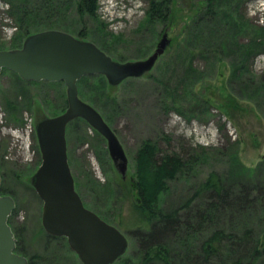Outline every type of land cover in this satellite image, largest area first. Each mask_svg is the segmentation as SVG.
Wrapping results in <instances>:
<instances>
[{"label": "rangeland", "instance_id": "rangeland-1", "mask_svg": "<svg viewBox=\"0 0 264 264\" xmlns=\"http://www.w3.org/2000/svg\"><path fill=\"white\" fill-rule=\"evenodd\" d=\"M15 1L0 0V50L23 43L21 24L16 11L12 13ZM25 1L29 10L38 8L39 17L29 21L32 32L68 33L102 47L121 63L145 60L164 34L170 39L151 72L141 78L126 79L105 92L98 88L97 77L79 84L83 99L101 113L127 156L124 179L109 156L106 140L86 122L72 123L66 130L68 162L80 183L76 189L84 205L117 226L129 240L125 259L118 264L136 263L132 233L148 225L147 212L137 207L140 197L130 186L132 182L140 187L136 158L148 141L159 149V156L176 153L188 159L184 170L163 181L164 192L157 201L163 212L204 209L207 199L200 186L211 172L232 190L248 185L262 191L241 214L226 211L199 227V233L184 229L176 238L170 237L169 244L183 264H196L189 249L197 252L200 241L219 227L238 234L248 228L251 241L264 245V48L252 51L247 71L238 75L233 66L242 57L232 53L235 43L250 45L264 28L251 13L257 0H237L241 2L238 7L219 0L223 14L211 20L205 8L198 9L200 0H153L165 1L172 11L168 25L147 22L152 0H97L92 16L77 12L79 0ZM224 103L234 107L232 117L222 113ZM66 108L63 83H26L8 70L0 73L2 191L15 202L8 223L23 250V254L16 253L31 264H82L65 238L48 239L41 224L42 202L31 184L41 164L38 144L33 138L26 155L18 151L13 135L24 128L26 116L35 124ZM215 262L222 264L223 259ZM258 264H264V258Z\"/></svg>", "mask_w": 264, "mask_h": 264}, {"label": "water", "instance_id": "water-1", "mask_svg": "<svg viewBox=\"0 0 264 264\" xmlns=\"http://www.w3.org/2000/svg\"><path fill=\"white\" fill-rule=\"evenodd\" d=\"M169 45L170 39L164 34L147 59L121 63L92 42L47 30L27 37L20 48L0 50V73L8 70L26 82L63 83L66 87V110L36 124L41 164L31 184L42 202L44 231L65 238L82 264H114L127 252L129 240L119 228L86 208L77 193L67 155L68 125L81 119L102 136L123 179L128 159L102 115L79 97L77 83L95 75L105 77L111 86L140 78L153 69ZM1 181L0 175V187ZM14 209V200L0 194V264H28L27 258L15 251L17 240L8 223Z\"/></svg>", "mask_w": 264, "mask_h": 264}, {"label": "trees", "instance_id": "trees-1", "mask_svg": "<svg viewBox=\"0 0 264 264\" xmlns=\"http://www.w3.org/2000/svg\"><path fill=\"white\" fill-rule=\"evenodd\" d=\"M18 1L19 0H16L14 2V10H12V13L16 11L15 18L18 20V23L21 24L20 36L22 37L21 40L24 41L27 37L37 33L36 31H31V24L29 21L39 17V14L37 7H35L34 10H29L26 7V4L28 3L25 0L19 1L20 6L18 5ZM240 3L241 2L237 3V0H229L231 7L233 5V7H238ZM49 4V6H51L50 2ZM196 5L201 7L198 9H206L207 12L205 15L209 16L210 20L215 17V14H223L219 0L218 3L217 0H200ZM227 7L229 8L228 5ZM96 8L97 0H79L76 9L81 16H92L96 11ZM146 14L147 22L150 23V25H153V23L168 25L169 22L171 23L172 21V11L169 10L165 1L152 0ZM233 25L236 26V21H233ZM235 46L236 49L233 50V55H241L242 57L241 60H238L235 57L237 65L235 64L233 67L234 73L238 75L239 72L241 74V72L247 71V64L251 62L252 56L254 55L252 54V51L260 47L264 48V28L259 30L257 34L252 37L250 45L241 47L235 43ZM17 48L20 47L16 46L11 50ZM98 48L103 52H106L102 47ZM219 48L221 51L224 50L222 49V46H219ZM13 74L16 75L15 73ZM96 77L100 81L98 88L102 89L104 92L109 88H117L122 84L111 86L105 77L98 75L84 77L77 83L78 94L83 101H85V99H83L81 95L79 84L88 78ZM250 84L253 85V82H250ZM209 100H211V98H209ZM10 106L12 105L10 104ZM233 108L234 107H231V105L224 103L221 110L222 113L225 112L224 114L231 116L230 114ZM77 122H83V120L76 119L69 125ZM187 160L188 159H183V157L176 153L159 156V149L150 141L145 142L139 149L136 163L138 166L137 177L140 179V187L137 189L135 184L131 185L132 182L130 183V186L131 188H135L137 195L140 197L137 198V203L139 204L137 207L147 212L149 219H147L148 225L145 228L138 227V229L132 233L137 250V260L135 264H183L178 258V253L175 247L173 245L170 246L169 239L176 238L181 232H184V229L191 232H197L199 227L204 226L205 223L213 222L216 215L225 214L226 211L228 213L237 212L238 214H241L243 211L242 209L249 206V204L256 202L258 197L262 195L261 189L254 186L240 185L238 190H232L231 187L225 185L224 181L217 173L211 172L200 186V191L206 195L207 199L204 209L199 207L200 209L197 208L193 211L189 210L184 214H180V210L163 212L159 206L157 207L159 196L164 192L163 181L164 179L173 177L175 174L184 170L186 166L189 165ZM0 175L2 178L3 175L1 172ZM74 182L75 189L77 187L79 188L80 183L77 182L76 179H74ZM256 193L258 196H256ZM0 194L6 195L2 191V184L0 187ZM79 196L81 199L83 198L80 194ZM187 207L189 206H186V208ZM95 213L106 221L100 213L96 211ZM251 233L252 231L248 228L244 230L243 233L238 234L235 230L226 231L219 227L200 241L197 252H192L193 249H189L188 253L192 254V262L196 264H212L216 263L215 261L218 262L222 259V264H258L259 260L264 258V245H259L258 242L251 241ZM47 237L48 239H61L50 235ZM15 251L23 254V250L18 244H16ZM125 256L126 253L114 264H118L124 260ZM225 259L229 260V262H225ZM28 262L31 264L30 261Z\"/></svg>", "mask_w": 264, "mask_h": 264}, {"label": "built area", "instance_id": "built-area-1", "mask_svg": "<svg viewBox=\"0 0 264 264\" xmlns=\"http://www.w3.org/2000/svg\"><path fill=\"white\" fill-rule=\"evenodd\" d=\"M253 6L254 8L251 11L252 15L256 17L258 24L264 25V0H257ZM25 120L26 123L24 128L15 130L13 135L15 138V145L17 142L18 151L25 152L26 155H29L31 152L32 140L35 138V128L31 118L26 116Z\"/></svg>", "mask_w": 264, "mask_h": 264}]
</instances>
